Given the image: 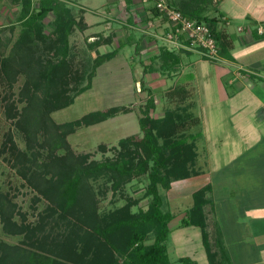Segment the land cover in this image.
Returning <instances> with one entry per match:
<instances>
[{"label":"rangeland","instance_id":"rangeland-1","mask_svg":"<svg viewBox=\"0 0 264 264\" xmlns=\"http://www.w3.org/2000/svg\"><path fill=\"white\" fill-rule=\"evenodd\" d=\"M38 1L32 0L33 7L37 6ZM63 1L70 7L76 19L83 18L90 30L88 31L87 27L85 31L75 30L71 34V72L66 76L60 74L59 79H54L52 94L57 90L61 94L60 99L73 95L70 91L73 87L78 84L84 86L88 82L86 75L78 81L73 75L76 70L78 74H82L88 58L93 59L96 55L116 48L118 50L111 60L97 68L87 91L77 96L72 104L51 109L47 114L48 118L55 124H63L94 111L120 108L121 111L113 118L81 127L66 138L71 155L75 159L80 158L83 164L113 160L120 152L119 140L142 135L138 120L142 116L141 111L145 107L149 92L153 95L155 103L150 116L160 118L166 110L174 111L177 105L176 98L169 99L166 95L168 90L176 86L187 89L189 95L186 105L191 113V120L196 121L193 123L188 119L186 124L189 126L180 132L184 134V141L194 146L196 157L190 167L196 175L176 183L172 182L170 190L159 191L163 199L162 210L174 215L167 240L170 264H184L178 259L186 256L196 264H208L199 228L179 227L180 220L193 205L192 192L209 184L211 191L206 196L214 204L213 217L218 222V156H221L220 160L223 161L220 162L223 163L230 159L233 151L236 154L234 159H238L240 149L245 151V147L236 141L237 137H244L247 133L249 135L251 128H237L234 120H242L243 124L248 126L252 120L263 121V109L248 95H244L243 100L238 99L239 94H236L230 100V96L223 94L221 86L227 91L231 88L227 86V80L230 78L218 75L221 59L203 60L193 45L190 51L196 53L190 52L192 56L180 53V45L184 42L181 44L177 40L174 44L167 42L168 47L163 46L162 42L156 43L158 38L150 35L149 24L143 28L145 32L139 33L137 27H133V19L126 23V0H116L113 4L108 0ZM134 1L140 11L145 8L141 3L150 5L140 0ZM20 8V4L14 3L13 0H0V60L2 55L8 54V49L12 48L22 29L17 22ZM211 9L209 8L206 14H210ZM150 14L153 15L151 12ZM151 15L149 19L152 18ZM145 22L148 23L149 20ZM41 24L44 41L37 38L38 52L26 65L27 70H23L10 81L3 79L0 70V145L6 136H11L18 148L25 150L23 136L13 122L28 106V100L33 93L30 86H26V82L41 70L45 62L55 59L50 51L51 42L54 40L53 16L49 14ZM111 25L113 30L115 29L112 35L109 32L112 29H108ZM108 34L114 37L112 44L101 45L95 51L89 50L87 42H93L97 36ZM158 36H161L159 32ZM160 44L181 56L178 71L169 77L159 73H143V66L149 64L150 58L157 54ZM37 95L42 97V92L38 91ZM11 113L16 114L13 116ZM261 148L257 147L252 152H263ZM59 152L60 155L64 153L63 150ZM4 157L7 156L0 155V261L18 250H27L46 257L53 256L58 264H106L111 257L117 258L118 254L109 241L106 242L98 236L97 229H102L126 212L135 213L140 208L146 209L150 201V197L145 196L147 174L125 182L117 189H113V180L101 176L88 182V189L80 197L77 207L61 218L60 211H53L54 206L49 201L48 193L42 195L35 187H38L42 178L35 180L37 183L32 187L19 173L20 165L14 166L4 160ZM234 172L239 173L235 162L230 166L226 165L222 174L227 178ZM260 177H264L263 174ZM262 191L264 192V189ZM223 193L225 194V191ZM257 196L252 192L253 201ZM235 216L237 215L233 217ZM120 241L119 238L110 239L115 245L122 246ZM235 249L233 248L234 251Z\"/></svg>","mask_w":264,"mask_h":264},{"label":"trees","instance_id":"trees-1","mask_svg":"<svg viewBox=\"0 0 264 264\" xmlns=\"http://www.w3.org/2000/svg\"><path fill=\"white\" fill-rule=\"evenodd\" d=\"M130 1L126 0V6ZM13 2L21 6L17 22L22 29L12 48L8 49V54L2 55L0 60L3 79L13 80L23 70H27L26 65L38 52L37 38L44 41L41 23L49 14L53 16L54 25V40L51 42L50 51L55 59L45 62L41 70L26 82V86L29 85L33 93L28 100V106L13 122L23 136L25 150H20L14 139L6 136L0 145V155L5 154L7 157H4V160L14 166L20 165L19 173L32 187L37 183L35 180L42 178L38 187H35L42 195L48 193L49 201L54 206L53 211H60L61 218L77 207L80 197L88 189L90 180L105 176L113 180V189H117L123 183L147 174L145 196L150 197V201L146 209L140 208L135 213L126 212L102 229H97L96 233L101 239L109 241L118 254L117 258L111 257L106 264H170L167 240L171 233L169 224L174 215L162 210L163 199L159 189L170 190L172 182L196 175L190 167L196 157L194 146L192 143H186L183 132H180L189 126L186 124L188 119L193 123L196 121L191 120V113L188 112L186 105L188 90L183 86L168 90L166 95L169 99L176 98L177 105L174 111L166 110L160 118L150 116L155 103L153 95L149 92L145 107L141 111L142 116L138 120L142 135L119 140L120 152L113 160L83 164L80 158L75 159L71 155L66 141L67 136L81 127L107 121L121 109L111 107L94 111L63 124L53 123L47 114L51 109L72 104L77 96L87 91L97 68L111 60L118 49L96 55L93 59L88 58L83 66V73L78 74L76 70L73 74L78 81L84 79L86 75L87 84L76 85L70 90L73 95L60 99L61 94L57 90L52 94L51 89L53 90L55 85V78L59 79L60 74L66 76L71 72L69 38L75 30L85 31L87 26L82 17L78 19L74 17L70 7L63 0H39L36 7H33L32 0ZM167 4L188 20L204 23L217 46L218 59H232L230 54L232 41L219 29L221 20L206 14L207 8L213 5L211 0H167ZM150 12L153 17L162 15L155 7H151ZM132 19V16H129L128 20ZM112 40L111 36L105 38L97 36L93 42H87V47L95 51L101 45L112 44ZM184 43L190 44L189 41ZM199 50L201 49H198V52ZM180 53L189 55L190 51L181 48ZM201 58L207 60L206 56L202 55ZM180 63V54L160 46L157 54L150 58L149 64L143 66V73H159L169 77L178 71ZM38 91L42 92V97L37 95ZM34 145L36 149L33 150ZM62 150L64 153L60 155L59 151ZM210 191L211 186L207 184L192 193L193 205L182 218L179 227L199 228L208 264H227L228 256L213 217L214 204L206 196ZM111 238H119L122 246L110 242ZM178 261L196 264L188 256L181 257ZM0 264H58V262L53 256L46 257L33 251L18 250L4 257Z\"/></svg>","mask_w":264,"mask_h":264},{"label":"crops","instance_id":"crops-1","mask_svg":"<svg viewBox=\"0 0 264 264\" xmlns=\"http://www.w3.org/2000/svg\"><path fill=\"white\" fill-rule=\"evenodd\" d=\"M108 2L113 4L112 2H116V0H108ZM135 3L134 0H131L127 4L128 6L126 3L124 4V12L127 15L126 23L129 16H132L135 24L133 27L136 26L139 33L145 32L143 28L149 24L150 35L158 38L156 43L162 42L163 46H167L165 38L167 34L171 33L168 21L162 15L153 17L150 14L151 5H142L141 3V6L145 8L140 11ZM209 7L212 8L209 15L221 20L219 29L232 41L230 51L232 59L221 58L222 64H218L220 67L218 75L230 78L227 80V86H230L231 89L227 91L221 86V91L226 97L230 96V100L236 94H239L238 99L243 100L245 99L244 95H248L254 103L258 102L264 111V0H221L218 4ZM144 9L149 11L146 10V12ZM207 9L209 11V8ZM150 15L151 19H149ZM144 19L149 22H145ZM123 25L127 27L126 24ZM87 27L89 31L90 26ZM110 28L112 30L109 31L111 33L109 34L112 35L115 29L113 30L112 25L108 27V29ZM158 32L161 36H158ZM109 34L103 35V37L105 38ZM139 36L142 37L140 34ZM183 44L180 45L181 48L190 51L191 44ZM188 56H192V54ZM235 123L237 128L246 126L250 127L251 131L249 135H247L248 133L244 137L239 135L237 140L235 139L245 147V151L240 149V154L237 155L238 159H234L236 154L233 151L230 154V159L223 163L220 162L223 161L220 160L221 156L220 158L218 156V222L216 219L215 221L228 256L227 264H264V192L262 191L264 177H260L262 174L264 176V120H252L249 122V126L248 124L244 125L242 120H234ZM257 147H262L263 152H252ZM219 148L221 147L219 146ZM234 162L239 173L234 172L232 176L224 178L222 174L224 167L230 166ZM224 191L225 194H222ZM252 192L258 195L254 201L251 198ZM231 214L232 217H230ZM234 215L237 216L233 217ZM173 220L174 218L170 224ZM233 248H236L235 251Z\"/></svg>","mask_w":264,"mask_h":264},{"label":"built area","instance_id":"built-area-1","mask_svg":"<svg viewBox=\"0 0 264 264\" xmlns=\"http://www.w3.org/2000/svg\"><path fill=\"white\" fill-rule=\"evenodd\" d=\"M155 7L171 26V33L167 34L166 42L174 44L178 40L189 41L191 46L199 50V54L206 56L210 60H217V46L210 36L209 28L204 23L188 20L179 11L171 8L167 0H142ZM221 0H211L213 4H218ZM176 40H175V39Z\"/></svg>","mask_w":264,"mask_h":264}]
</instances>
